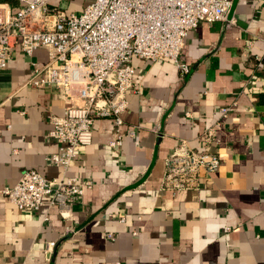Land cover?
<instances>
[{"label": "crops", "instance_id": "0c3cea01", "mask_svg": "<svg viewBox=\"0 0 264 264\" xmlns=\"http://www.w3.org/2000/svg\"><path fill=\"white\" fill-rule=\"evenodd\" d=\"M78 1L51 4L76 12ZM0 6L15 13L21 3ZM227 20L188 32L178 57L186 75L171 61L135 59L140 87L127 95L121 145L109 147L113 121L97 119L92 144L65 171L44 160L57 150L47 117L62 115L64 98L25 86L29 59L15 46L0 71V264H264V0H232ZM32 59L45 65L46 49ZM209 127L218 170L197 191L161 190L165 158L182 140L201 150ZM26 170L92 186L65 217L49 196L19 210L1 191Z\"/></svg>", "mask_w": 264, "mask_h": 264}, {"label": "built area", "instance_id": "2783aa9c", "mask_svg": "<svg viewBox=\"0 0 264 264\" xmlns=\"http://www.w3.org/2000/svg\"><path fill=\"white\" fill-rule=\"evenodd\" d=\"M51 1L19 0L21 6L15 13L0 6V71L7 67L17 45L29 59L31 74L25 86H54L64 98L62 115L47 117L51 126L47 137L57 144V150L44 159L46 166L64 171L92 144L97 119L113 121L115 138L109 147L121 145L127 95L140 87L134 77L135 59L171 61L186 75L188 67L178 63L184 38L201 22L228 24L232 5V0H91L79 12H67ZM37 49L47 51L43 66L32 59ZM257 65L263 66L261 62ZM233 108L234 103L220 108V113L225 117ZM214 138L215 129L209 127L199 136L201 150L180 141L164 160L160 189L173 194L199 190L201 175L216 172L221 164L218 153L207 150ZM91 186L89 180L47 179L26 170L1 193L17 209L32 211L49 196L50 205L65 217L63 209L79 202L84 189ZM53 245L48 243L45 252Z\"/></svg>", "mask_w": 264, "mask_h": 264}, {"label": "rangeland", "instance_id": "374dc122", "mask_svg": "<svg viewBox=\"0 0 264 264\" xmlns=\"http://www.w3.org/2000/svg\"><path fill=\"white\" fill-rule=\"evenodd\" d=\"M90 2H91V0H79L78 2H76L77 6L75 5V2H73L71 7L73 8L75 6V8H77L76 11L79 12L82 10L81 5H83V7H84Z\"/></svg>", "mask_w": 264, "mask_h": 264}]
</instances>
